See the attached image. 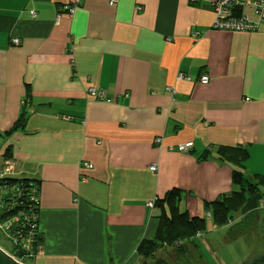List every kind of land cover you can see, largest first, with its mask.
Listing matches in <instances>:
<instances>
[{"label": "crops", "instance_id": "0c3cea01", "mask_svg": "<svg viewBox=\"0 0 264 264\" xmlns=\"http://www.w3.org/2000/svg\"><path fill=\"white\" fill-rule=\"evenodd\" d=\"M214 1L80 0L69 15L64 0H0V154L39 182L31 264H140L158 228L146 204L171 189L211 221L204 204L238 191L220 147L244 149V176H264V21L212 29ZM249 217L264 221V188L220 228Z\"/></svg>", "mask_w": 264, "mask_h": 264}, {"label": "trees", "instance_id": "16d2710c", "mask_svg": "<svg viewBox=\"0 0 264 264\" xmlns=\"http://www.w3.org/2000/svg\"><path fill=\"white\" fill-rule=\"evenodd\" d=\"M29 94L30 92L27 90L26 104L29 102ZM25 121L26 117L24 113H22L5 135H9L13 131L23 128ZM192 149L193 144L190 150ZM207 152V150L203 151L198 157V160H206L208 156ZM2 156L5 158L11 157L9 151H5ZM217 156L219 161L227 163L233 167L231 180L232 184L238 188V191H232L227 195H221L216 200L205 203L203 206L204 211L209 215L207 217L211 219L212 224L216 227H222L230 221L233 213L237 212L252 196L258 194L260 188H264V176H253L252 178L244 176V165L248 159V153L240 147H220L217 150ZM31 181L35 186V193L37 195L39 182L36 179L30 177L7 178V184L9 187L7 191L10 192L15 189L13 191L15 194L16 190L20 189L21 198L18 201V198L14 197L17 204L13 206L12 210L4 214L19 216L21 210L23 211L25 209V211H29L30 206L36 208L35 205L28 200L31 194H34L32 191L34 188H27L25 186ZM12 199L13 198L10 200L5 199V202L12 204ZM182 199L181 192L178 189H171L161 198H154L152 209L147 207L149 210L156 209L158 212V228L153 239L143 240L137 247V256L142 259L141 264H169L166 260L157 257V254L160 251L168 248L173 251L170 253L171 256H169L171 262L182 260V262L186 264L187 259L191 256L186 244L192 243L194 241L193 239L204 232L206 217L191 216L187 211L180 210L179 205ZM36 210L38 212V208H36ZM40 240L41 238L37 227L33 244L34 253L38 250Z\"/></svg>", "mask_w": 264, "mask_h": 264}, {"label": "built area", "instance_id": "2783aa9c", "mask_svg": "<svg viewBox=\"0 0 264 264\" xmlns=\"http://www.w3.org/2000/svg\"><path fill=\"white\" fill-rule=\"evenodd\" d=\"M117 0H109V5L113 6ZM67 6V12L69 15H73L76 7L79 6L80 0H64ZM214 9V19L212 22V29L219 31H233V32H245L256 30L261 22L264 21V0H215L212 4ZM252 13L254 19L251 18ZM12 43L17 45L18 40H12ZM179 80H187L188 78L183 75H178ZM209 81L207 76L200 77L202 84H207ZM88 95L98 101L111 102L106 98L105 93L95 88L88 89ZM160 139H156V143H159ZM192 148V143L187 142L184 144L177 145L176 147H170V151H177L179 153H186ZM3 155V154H2ZM0 156L2 163L0 164V229L4 230L8 241L11 243L13 251L10 253L5 251L13 260L18 263L24 264L25 260L31 259L36 253L34 249V238L35 232L38 227V193H35V186L33 182H28L25 185L27 188L33 187L29 197V202L35 205L36 208L30 206L29 211L25 209L20 211L18 215H7L12 210L13 206L21 198L20 189L16 190L14 194L13 190L10 192L7 184V178L10 177H30L28 175L33 174L34 168L27 166L28 172L26 175L18 176L13 166V161L10 158ZM91 168V166H88ZM151 171L156 170V166L153 165L149 168ZM26 193V192H25ZM12 199V204L5 202V199ZM154 200L146 204L150 209L153 208ZM23 215V216H21ZM207 216H209L207 214Z\"/></svg>", "mask_w": 264, "mask_h": 264}, {"label": "rangeland", "instance_id": "374dc122", "mask_svg": "<svg viewBox=\"0 0 264 264\" xmlns=\"http://www.w3.org/2000/svg\"><path fill=\"white\" fill-rule=\"evenodd\" d=\"M2 149L3 147L0 145V152ZM249 218L235 223L228 231L227 229L223 231L220 227L218 230L212 231V222L206 218L204 232L193 241L197 249L196 255H200L201 261H197L196 256L193 255V257L189 256L186 264H252L263 260L264 221L257 222L255 219L253 224L252 218ZM191 245L187 243L186 247L192 250ZM0 248L10 253L13 251L4 230L1 229ZM166 262L169 264H184L182 260L171 262L170 258ZM24 264H31V259L26 260Z\"/></svg>", "mask_w": 264, "mask_h": 264}, {"label": "water", "instance_id": "95a60500", "mask_svg": "<svg viewBox=\"0 0 264 264\" xmlns=\"http://www.w3.org/2000/svg\"><path fill=\"white\" fill-rule=\"evenodd\" d=\"M0 264H21L13 260L3 249L0 248ZM252 264H264V259Z\"/></svg>", "mask_w": 264, "mask_h": 264}]
</instances>
